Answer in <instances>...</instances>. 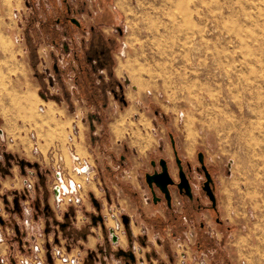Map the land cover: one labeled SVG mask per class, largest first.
Wrapping results in <instances>:
<instances>
[{"label": "rangeland", "instance_id": "374dc122", "mask_svg": "<svg viewBox=\"0 0 264 264\" xmlns=\"http://www.w3.org/2000/svg\"><path fill=\"white\" fill-rule=\"evenodd\" d=\"M113 1L121 31L107 35L113 49L102 51L105 42L93 36L70 70L48 48L41 51L47 63H39L32 49L39 40L27 38L33 2L0 0V179L6 175L0 264H82L64 252L61 236L47 240L49 216L62 219L68 202L77 223L92 225L81 210L92 177L118 174L132 158L152 156L146 149L158 139H173L178 157L192 166L193 188L210 207L201 188L197 153L203 154L215 187L217 213L210 214L223 223L218 228L211 219L214 246L202 253L180 240L176 264H264V0ZM115 122L122 123L119 135ZM136 132L143 141L133 140ZM7 160L21 161L22 170L16 165L13 175L5 174ZM57 171L65 186L72 179L76 188L58 202ZM74 197L75 205L68 200ZM121 214L113 204L104 210V231L111 241L113 228L115 245L124 233ZM98 226L92 227L102 235ZM147 250L132 245L136 264H155Z\"/></svg>", "mask_w": 264, "mask_h": 264}, {"label": "crops", "instance_id": "0c3cea01", "mask_svg": "<svg viewBox=\"0 0 264 264\" xmlns=\"http://www.w3.org/2000/svg\"><path fill=\"white\" fill-rule=\"evenodd\" d=\"M30 1L33 2V5L27 17V38L32 40L30 35H34L39 40L32 49L35 50L37 57H41L42 60L39 61L41 64L47 63L41 51L48 48L50 56L58 60L61 59L59 60L61 65L65 64V67L70 65V70H75L74 58L82 57L81 53L90 44L91 37L102 38L105 47L103 46L101 50L109 51L113 47L110 46L111 39L107 35L115 29L121 32L118 28L119 18L115 12L116 7L113 0ZM68 9L70 14L77 19L78 24L70 22L66 18L69 14ZM43 38L46 40H41ZM65 67L61 66L60 68L67 75ZM85 71V68L79 70L80 74ZM146 151L154 154L148 158L139 156L132 158L130 166L118 174L110 173L108 176L104 175L102 179L97 176L92 177L94 187L85 192L86 197H83L81 203V210L90 216L92 225L88 222L77 223L75 221L77 214L75 217V209L70 204L60 210L62 219L57 215H52L54 214L53 201L45 188L44 193L48 194L45 197L46 207L53 216V218L49 216V220H56L53 221V224L50 221L47 223L50 225L49 232H46L48 233L47 240L50 241L49 239L53 237L55 241H58L61 236L64 252L67 255L80 256L82 264H109L110 260L119 261L121 264H136L135 260L130 257L132 255L131 247L136 242L148 249L146 256L148 259H154L155 264H176L175 251L180 240L186 242L189 248L194 245L193 249L197 253L212 248L214 246L211 240L213 236L207 230L208 227H211V219L215 220L218 228H223V223L221 220L216 221L211 216L212 208L206 206L197 195L195 188H193L195 198L191 200L180 194L175 187H171V205L168 206L165 200L156 202L153 200L152 192L145 180V173L153 171L151 161H157L158 158H164L173 177L178 178L170 139L167 142L158 139V142ZM146 151L144 152L146 153ZM91 157L94 158L92 152ZM14 163L8 161L5 174L13 175L16 165L22 170L24 164L21 161L17 160ZM5 177L0 179V183H3ZM87 181L90 182L91 179ZM102 182L103 185H101ZM16 189L15 193H19L21 190V188ZM0 191H2V186ZM155 191L157 192L156 188ZM97 192L103 194L104 197L100 199ZM36 193L33 189L29 194L32 200ZM112 204L119 208L122 212L121 215L127 219L124 233L120 237L121 242L118 245L112 243L104 231V210L107 206L111 208ZM91 206L96 212L90 210ZM99 224L102 235H99L100 233L93 228H98ZM215 234L221 233L216 231ZM208 235H211V238ZM123 239H125L124 242ZM216 239L219 240L218 236ZM190 244H192L191 247ZM165 257L169 259L168 262Z\"/></svg>", "mask_w": 264, "mask_h": 264}, {"label": "water", "instance_id": "95a60500", "mask_svg": "<svg viewBox=\"0 0 264 264\" xmlns=\"http://www.w3.org/2000/svg\"><path fill=\"white\" fill-rule=\"evenodd\" d=\"M72 20L75 21V23H78L75 18H72ZM171 144L172 146H174L173 139H171ZM174 153H175V161L177 163V168H178L177 181H175V179L171 175L167 161L164 158H160L157 161L159 165V169L155 168L152 172L145 173V180L149 188L151 189L153 200L156 202L157 200L160 199V197L157 196L155 192V188H157L163 194V198L165 199L166 204L168 206L171 205L170 186H175L178 189L179 193H183L187 195L189 198L193 197V184L190 182L189 177L187 176L185 170L182 167L181 159L176 155V151H174ZM197 157L200 163V168L205 178L202 182L201 188L210 199L211 205L215 207L216 198L213 190L212 176L208 171L206 165L204 164L203 154L201 152H198ZM151 163L155 165L156 161L152 160ZM216 220H219V218H217ZM122 221L124 225L127 223V219L125 216H122Z\"/></svg>", "mask_w": 264, "mask_h": 264}, {"label": "built area", "instance_id": "2783aa9c", "mask_svg": "<svg viewBox=\"0 0 264 264\" xmlns=\"http://www.w3.org/2000/svg\"><path fill=\"white\" fill-rule=\"evenodd\" d=\"M59 173H61L60 171H57V178L59 180V184H56L54 186V199L56 202L60 201L61 198V193H75L76 192V188H75V182L71 179L69 181V183L66 185V187H68V189L66 190H62V186L61 184L63 183V179L62 176L59 175ZM27 182V181H26ZM25 182V183H26ZM65 183V182H64ZM66 184V183H65ZM28 186V185H27ZM29 187H31V185H29ZM69 201H72V203L75 205L76 202L80 201L79 197H74V198H69ZM75 201V202H73ZM69 203L66 202L65 205H68ZM59 205V204H57ZM121 220H122V216H121ZM123 222V221H122ZM109 233H110V238H111V242L112 243H117L118 237L117 234H115L113 228H109ZM54 253L59 256V258H61L62 260H66L65 256H64V252L61 250V248H57L56 250H54ZM134 260H135V256L133 254ZM70 261L72 262V264L78 263V261H76L75 259H70Z\"/></svg>", "mask_w": 264, "mask_h": 264}, {"label": "flooded vegetation", "instance_id": "af4514ba", "mask_svg": "<svg viewBox=\"0 0 264 264\" xmlns=\"http://www.w3.org/2000/svg\"><path fill=\"white\" fill-rule=\"evenodd\" d=\"M68 11H69V14H68V16L66 17L70 22H73V23H75V21H73L72 20V18H75L74 17V15H72V14H70V10L68 9ZM76 19V18H75ZM77 20V19H76ZM76 24H78V23H76ZM118 96V95H117ZM171 146H172V144H171ZM174 147L175 146H172V148H173V153H174V151H176V149H174ZM176 155L178 156V154H177V152H176ZM174 156H175V153H174ZM160 158H158L157 159V161L159 160ZM156 161V160H155ZM156 161V164L155 165H153L152 163V166H153V170L155 169V168H158L159 169V165H158V162ZM176 162V161H175ZM168 164V163H167ZM181 164H182V167H183V169L185 170V173L187 174V176L189 177V180H190V182L193 184V180H191L192 179V175H191V172H192V167H191V165L189 164V162H187V161H185L184 163L182 162V160H181ZM176 165H177V163H176ZM169 167V166H168ZM177 172H178V168H177ZM172 175V174H171ZM173 176V175H172ZM174 178V177H173ZM175 179V178H174ZM178 180V178L177 179H175V181H177ZM171 187H175V186H170V188ZM176 188V187H175ZM157 189V188H156ZM177 189V188H176ZM151 190V189H150ZM178 190V189H177ZM213 190H214V184H213ZM203 191V190H202ZM156 192V191H155ZM158 192V193H157ZM157 192H156V195L157 196H159L160 197V199L159 200H157V201H160V200H165L164 198H163V194L157 189ZM170 192H171V190H170ZM179 192V191H178ZM180 194H183V193H180ZM183 195H185V194H183ZM185 196H187V195H185ZM188 197V196H187ZM189 198V197H188ZM193 198H195L194 197V194H193V197L192 198H189V199H193ZM166 202V201H165ZM210 207L211 208H214L211 204H210ZM215 207H216V204H215ZM219 221V220H218ZM130 257H132L133 259H134V257H133V253H132V255L130 256Z\"/></svg>", "mask_w": 264, "mask_h": 264}, {"label": "bare ground", "instance_id": "6f19581e", "mask_svg": "<svg viewBox=\"0 0 264 264\" xmlns=\"http://www.w3.org/2000/svg\"><path fill=\"white\" fill-rule=\"evenodd\" d=\"M230 9V8H229ZM181 37V36H180ZM186 46V45H185ZM137 69V68H136ZM131 74H132V72H131ZM49 109V107L47 108V110ZM51 111V110H50ZM125 119V118H124ZM143 121V120H142ZM122 123L120 122V123H114V125L112 126L113 127V131H114V133H115V135H119V133H120V131H121V129H120V125H121ZM210 126V125H209ZM119 129H120V131H119ZM123 129V128H122ZM130 132V131H129ZM113 133V134H114ZM133 136H135V138H133V140H136L137 142H140V141H143V138L140 136V134L138 133V132H136V133H134L133 134ZM116 137V136H115ZM143 148V147H142ZM61 186H62V190L64 189V190H66V189H68V187H66L63 183L61 184Z\"/></svg>", "mask_w": 264, "mask_h": 264}, {"label": "trees", "instance_id": "16d2710c", "mask_svg": "<svg viewBox=\"0 0 264 264\" xmlns=\"http://www.w3.org/2000/svg\"><path fill=\"white\" fill-rule=\"evenodd\" d=\"M174 149H175V147H174ZM212 209L217 213V208L216 207H214Z\"/></svg>", "mask_w": 264, "mask_h": 264}]
</instances>
